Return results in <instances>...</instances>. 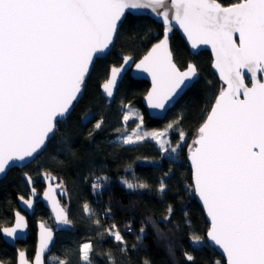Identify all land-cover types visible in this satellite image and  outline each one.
Segmentation results:
<instances>
[{
  "label": "snow or ice",
  "instance_id": "obj_1",
  "mask_svg": "<svg viewBox=\"0 0 264 264\" xmlns=\"http://www.w3.org/2000/svg\"><path fill=\"white\" fill-rule=\"evenodd\" d=\"M142 8H151L165 32L136 65L152 76L154 88L147 97L152 107L163 108L180 85L196 75L192 64L180 71L167 51L173 22L193 48L210 44L215 53L214 67L227 88L221 89L193 141L192 183L210 218L208 239L223 250L227 264H264V0H238L229 7L218 0H0V174L14 163L33 159L45 146L49 134L54 135V122L77 100L93 57L113 43L125 10ZM118 72L112 69V83ZM104 87L111 96L109 85ZM147 135H126L123 142L133 144ZM163 135L152 134L153 139ZM180 138L183 141V132ZM157 142L162 151L175 153L180 147ZM124 183L130 189L147 187ZM164 188L161 183L160 190ZM83 208L90 219L96 215L87 203ZM171 214L169 207L164 219L170 220ZM58 218L71 223L64 212ZM94 223L101 226L99 219ZM23 227L24 218L18 216L14 227L0 231L15 237L16 229ZM106 231L123 245L119 251L126 252L118 226ZM190 239L202 242L198 235ZM46 246L45 240L41 251ZM93 251L91 243L80 246L81 264H92ZM108 260L115 264L111 253Z\"/></svg>",
  "mask_w": 264,
  "mask_h": 264
},
{
  "label": "trees",
  "instance_id": "obj_2",
  "mask_svg": "<svg viewBox=\"0 0 264 264\" xmlns=\"http://www.w3.org/2000/svg\"><path fill=\"white\" fill-rule=\"evenodd\" d=\"M218 1L225 7L238 2ZM163 35L164 26L150 17L127 15L114 48L95 62L83 98L70 117L57 125L56 134L46 149L24 169L10 170L0 181V229L13 225L19 198L30 195L22 173L36 181L38 190L42 188V175L53 174L66 187L73 230L59 233L52 254L67 264H81L80 246L84 243H91L94 250L89 254L92 264H109V253L115 264H145V261L148 264H216L217 261L226 264L209 243L197 245L190 239L198 235L207 241L210 227L196 198L188 153L222 89L220 79L212 70L211 53L203 51L193 55L180 34L174 31L171 45L176 64L181 70L195 64L200 79L163 120L152 119L143 107V98L150 89L147 81H136L128 75L112 105L101 94V85L108 79L110 68L121 64V54L138 60ZM129 105L140 108L147 130H164L173 124L169 128L170 142L173 146L180 144L175 155L162 151L152 141L135 145L116 141L119 134L136 126L134 121L124 120L123 107ZM101 120L103 124L97 129L95 125ZM122 180L147 187L128 191ZM96 183L101 187L94 189L92 185ZM161 183L165 185L163 191ZM85 203L96 214L91 219L85 214ZM169 207L171 218L165 220ZM95 219H99L101 226L94 223ZM37 221L54 227L50 212L39 205L35 218L29 220L28 240L18 244L30 259L36 250ZM112 224L118 226L127 242L126 252L119 251L123 245L106 231ZM185 253L194 259L188 261ZM0 261L4 264L17 261L16 248L5 243L1 231Z\"/></svg>",
  "mask_w": 264,
  "mask_h": 264
},
{
  "label": "water",
  "instance_id": "obj_3",
  "mask_svg": "<svg viewBox=\"0 0 264 264\" xmlns=\"http://www.w3.org/2000/svg\"><path fill=\"white\" fill-rule=\"evenodd\" d=\"M129 14L135 15V16H147V17H150L151 19H153L156 22L163 25L162 20L151 10V8H142V9H134V10L133 9H127V10H125V16L122 17L121 21L118 23V31L114 35L113 43L110 44L107 49H105L103 54H99V55H96L93 57V60L89 65V71L85 74L83 84L81 85V92L78 93L77 100L73 101V105H72V108L70 109V112L67 113L63 118H58V122H54L55 123L54 135L51 133L49 134V139L46 140L45 146H42V149L38 150V154H34L33 159L25 158V160L23 162L14 163V164H12L11 167L7 168L5 173L0 174V181H2L8 175L10 170H12L14 168L24 169L32 161H34L39 154H41L46 149L47 145L49 144L51 139L56 134L57 125L59 123L65 122L70 117V115L74 111L77 104L83 98V95L85 93L86 83L88 81L89 76L91 75V73L93 71L95 62L98 59L104 58L114 48L119 29L121 27V24L123 23V21L126 19L127 15H129ZM174 31H177L180 34V36L182 37V39L184 40V42L186 43L187 47L189 48V50L191 51V53L193 55H199L203 51H208L211 53V56L213 59L212 70L216 74V76L220 79V81L222 83V88L226 89L227 85L224 83L223 79L221 78L219 69L214 67L215 53L213 52L211 45L210 44H197V46L195 48H193L192 47V41L188 39V36L184 32V30L179 26L178 23L173 22L172 26L170 27V29L167 33V51L171 54V59L175 63L177 68L180 71L187 70V68L184 70H181L174 60V55L172 52V45H171V39L173 37ZM164 38H165V32H164V35L161 39H164ZM160 40L157 43H155L154 45H157L160 42ZM154 45L150 48V50L142 58H140L138 60L132 56L121 54L120 55V57L122 59L121 64L118 66H113L110 68L108 79L101 85V88H100L101 94L106 99L108 105L114 104L122 82L124 81V79L128 75H130V77L136 81H147L150 84V89L142 101L143 107L146 110L149 117H151L152 119L163 120L166 118L168 112L176 106L178 101L194 86V84L196 82L199 81L200 73H199L196 65L191 63L192 65L195 66L196 75L185 80L184 83L181 84L180 87L176 90V93L173 94V96L170 98V100H168L165 103V106L163 108L152 107L151 103L147 99V97L151 94L152 89L154 88V82H153L152 76L150 73L145 72L140 68H137L136 65L139 64L140 61L151 52ZM125 57H130L131 59L128 62H125V59H124ZM113 68L119 69V72L115 77L114 83L111 82L112 69ZM247 82L249 83V86H251L250 80ZM105 84L109 85L110 90L112 92L111 96H109L107 94V91L104 87ZM197 135H198V132H197L194 140L197 138ZM194 147H195V145H193V147L190 149V151L188 153V162L190 164L191 170H192V163L190 160V155H191V151L194 149ZM22 178L26 182L28 188L30 189V196L28 198L23 197V199L19 198V201H18L19 209L17 211H15L14 223H13V225H11L9 227H4V228L14 227L16 220L18 219V216L24 218L25 227H23L21 229H16L15 237H8L3 233V231H1V235H2L3 240L5 241V243L7 245H9L12 248H16V250H17L16 264H24V262H27V264H36L37 257H39V259H40V264H47V262H46L47 257L53 253V249L57 243V237H58L59 233L69 232V231L73 230L72 222L70 224H63L61 222V220L58 218V213L64 212L67 215L68 219L70 220L69 210L67 209L66 205L64 204V200L67 199L68 193H67L66 187H65L64 183H62L61 179L58 178L57 176L53 175V174H43L42 175V181L45 184V189H44L43 193H39V191L35 188L36 181L32 177H30L29 174L22 173ZM195 194H196V198H197V200H198V202H199V204H200V206H201V208L205 214V217H206V219L210 225V218L207 215L206 208L203 205V202L201 201L198 193L195 192ZM40 202L43 204L44 208L47 209L50 212V214L52 215V218L54 219L55 225H54V227H49L44 222H38L37 223V225H36V238H37L36 250H35V254H34L33 258L30 259L28 257V252L18 248V244L26 242L28 240V238L30 236L29 219L34 217L35 212H36V206ZM49 234L51 237L50 239H48ZM45 240L47 242V246L44 247L43 250L41 251V244ZM207 240H208L209 245L212 248H214L216 250V252L219 253L224 258L225 263L227 264V256L223 252V250L219 246L214 245V243H212L208 239V236H207ZM21 253H23V256H21ZM0 264H4V263H2L0 261Z\"/></svg>",
  "mask_w": 264,
  "mask_h": 264
},
{
  "label": "rangeland",
  "instance_id": "obj_4",
  "mask_svg": "<svg viewBox=\"0 0 264 264\" xmlns=\"http://www.w3.org/2000/svg\"><path fill=\"white\" fill-rule=\"evenodd\" d=\"M123 109L125 110V116L127 115V117H128L127 120L124 119L125 122L127 123V122L134 121L136 123V126L133 129L126 130L123 133L119 134L118 137L116 138V141H118L120 143H123V144H126V143L123 142V137L124 136L131 135L135 139L136 136H139L142 133H148L149 135L145 136L143 139L135 140V142L133 144H126V145H135V144H139V143H142V142H145V141H152V142L156 143L159 147H161V144L157 142L158 140H160V141L163 142L164 147H167V144L170 142V139H169V132H170V130H169V128H166L164 130H158V131H155V130H147L144 127V117H143L142 111L140 110L139 107L129 105V106H124ZM154 133H164V135L157 137V139H153L152 134H154ZM192 147H193V144H192L191 148ZM177 151L175 153H173L171 151H168V152L171 155H175L177 153ZM128 182L129 183H132V184H135L134 182H131V181H128ZM122 184L126 187V189L128 191L135 192V191H138V190L142 189L140 187H136L134 189H130L124 183V180H122ZM103 185L105 186L106 183H103ZM136 185H139V184H136ZM64 204L66 205L67 209L69 210L70 204L68 202V198L66 200H64ZM54 225H55V223H54ZM205 243H208V240L207 241H203L202 240L201 243H196V244L197 245H203ZM49 256H48L49 257L48 264H57V262L56 261H53V259H52L53 257H56V256L54 254H51Z\"/></svg>",
  "mask_w": 264,
  "mask_h": 264
},
{
  "label": "flooded vegetation",
  "instance_id": "obj_5",
  "mask_svg": "<svg viewBox=\"0 0 264 264\" xmlns=\"http://www.w3.org/2000/svg\"><path fill=\"white\" fill-rule=\"evenodd\" d=\"M40 182H41V184H42V188L39 189V190L37 189V190L39 191V193H43V191H44V189H45V184H44V182L42 181V177H41V181H40ZM35 185H36V184H35ZM29 196H30V195H29ZM29 196H28V197H29ZM28 197H26V198H28ZM39 205H42V206H43V204H42L41 202L38 203L37 206H36V212H35L34 217H33V218H30L29 220H32V219L35 218L36 213H37V207H38ZM43 207H44V206H43ZM38 222H42V221H37V222H36V225H37Z\"/></svg>",
  "mask_w": 264,
  "mask_h": 264
}]
</instances>
